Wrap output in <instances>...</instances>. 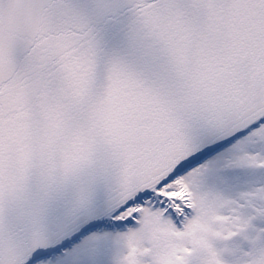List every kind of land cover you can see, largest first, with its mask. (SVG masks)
I'll list each match as a JSON object with an SVG mask.
<instances>
[{
  "label": "snow or ice",
  "instance_id": "6c2138e0",
  "mask_svg": "<svg viewBox=\"0 0 264 264\" xmlns=\"http://www.w3.org/2000/svg\"><path fill=\"white\" fill-rule=\"evenodd\" d=\"M0 264H264V0H0Z\"/></svg>",
  "mask_w": 264,
  "mask_h": 264
}]
</instances>
